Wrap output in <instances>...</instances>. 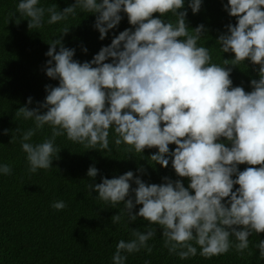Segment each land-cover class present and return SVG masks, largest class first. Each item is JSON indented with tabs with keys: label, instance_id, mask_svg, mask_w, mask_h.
<instances>
[{
	"label": "clouds",
	"instance_id": "1",
	"mask_svg": "<svg viewBox=\"0 0 264 264\" xmlns=\"http://www.w3.org/2000/svg\"><path fill=\"white\" fill-rule=\"evenodd\" d=\"M185 3L74 0L60 10L57 4L44 7L40 0H19L16 11L9 12V18L19 13L17 25L26 18L27 28L37 30L46 14L52 25L75 17L79 9L95 15L92 27L100 40L127 16L131 27L114 34L110 44L84 62L74 58L75 48L63 43L70 26L59 29L58 38L48 42L44 67L58 85L46 84L42 101L29 107L34 103L29 96L15 111L17 118L32 120L33 127L0 130L4 135L12 131L9 143L19 134L30 174L52 168L60 158L56 140L62 136L85 150L111 153V135L117 150L126 145L129 159L157 149L148 161L165 168L171 163L177 178L165 175L162 183L142 179L147 169L141 165L136 169L140 175L129 170L86 185L88 195L97 193L95 198L105 205H123L111 217L113 224L124 216L128 224L138 218L147 221L144 231L132 228V239L116 243L112 264H125L128 254L141 250L150 255L156 226L162 230L163 247L181 260L197 255L212 259L233 249L243 256L249 237L264 233V0H221L236 22L225 24L216 37L221 53L234 54L220 63L213 62L206 41L199 43L205 25L189 31L186 22L188 9L198 14L203 0ZM246 61L258 75L250 80V91L234 85L231 76L235 67H247ZM46 125L50 135L32 142ZM240 165L247 167L240 170ZM99 171L92 164L86 175L94 181ZM0 174L11 175V166L0 164ZM137 205L141 207L134 211ZM51 207L63 210L67 205L59 200ZM255 248L264 260V240Z\"/></svg>",
	"mask_w": 264,
	"mask_h": 264
},
{
	"label": "trees",
	"instance_id": "2",
	"mask_svg": "<svg viewBox=\"0 0 264 264\" xmlns=\"http://www.w3.org/2000/svg\"><path fill=\"white\" fill-rule=\"evenodd\" d=\"M18 2L0 0V130L19 127L23 132L33 127L34 123L17 118L15 111L27 102L29 96L34 101L29 107H35V101H42L46 95V84L58 85L57 80L46 76L44 67L49 59L45 56L50 46L48 42L58 38L59 29L66 24L70 26L63 43L66 47L75 48L74 58L84 62L91 60L102 46L110 44L114 34L131 26L125 15L118 27L100 40L98 30L92 27L95 15L81 13L77 9L75 17L70 16L67 21L52 25L47 24L46 14L42 28L29 30L26 18L17 25L19 13L9 18V12L16 11ZM40 3L44 7L57 4L58 9L62 10L74 0H40ZM168 18L176 19L171 13ZM186 22L189 31L201 23L205 25L207 31L199 43L205 45L206 41L205 46L212 50L213 62L220 63L222 57L231 58L234 55L221 53L219 45L215 44L216 37L225 30L224 25L236 22L223 10L221 0H203L198 14H193L189 8ZM81 44L87 47V53L82 52ZM246 64L247 67L244 64L235 67L231 76L234 85H242L246 91H250V80L258 79V75L249 62L246 61ZM50 131L46 125L42 132L33 137L32 142H40L50 135ZM11 136L12 131L6 135L0 133V164H8L12 168L11 175L0 174V264H112L116 243L121 239H132V228L144 231L147 221L138 218L128 224L124 216L121 223L113 224L111 217L123 205L116 208L105 205L95 198L97 193L88 195L86 185L99 183L102 176L113 178L129 170L140 175L136 169L141 165L147 169L142 179L148 183H162L165 175L177 178L171 163L165 168L148 161V157L157 149L133 154L129 159L124 152L126 145H120L117 150L111 135V153L85 150L83 145L73 143L65 136L58 137L56 144L61 148L60 158L53 160L50 170L40 169L30 174L19 134L15 143H9ZM175 147L174 144L170 145L172 149ZM140 155L144 158L141 159ZM92 164L100 170L94 181L86 175ZM239 167L243 170L247 165ZM183 180L187 186V178ZM59 200L67 205L63 210L51 207L53 202ZM139 207L141 205H137L134 211H138ZM156 227L157 235L149 241L150 245H154L152 253L149 255L141 250L128 254L125 264H145V261H150V264H264V260L259 259V250L255 248L256 243L264 240V233L249 237L250 247L243 256L233 249L212 259L197 255L181 260L169 255L163 247L162 230ZM249 251L253 253L251 256L248 255Z\"/></svg>",
	"mask_w": 264,
	"mask_h": 264
}]
</instances>
